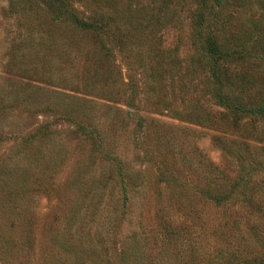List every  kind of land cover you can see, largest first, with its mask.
<instances>
[{"label":"rangeland","instance_id":"obj_1","mask_svg":"<svg viewBox=\"0 0 264 264\" xmlns=\"http://www.w3.org/2000/svg\"><path fill=\"white\" fill-rule=\"evenodd\" d=\"M71 3L79 13L126 14L132 7L142 17L161 5ZM224 5L220 23L229 44L253 46L264 34V0ZM197 7V0H168V23L153 28L151 42L141 35L127 53L55 20L43 0H0V264H212L223 247L260 253L250 232L264 218L200 195L210 183L197 148L234 177L241 144L264 143L263 125L249 133L235 128L206 89L195 64ZM214 113L227 125L226 139L237 142L229 153L197 120ZM114 158L139 177L141 187L127 198ZM257 166L251 185L260 196L264 166ZM163 169L180 187L159 196ZM236 218L246 234H232L230 242L225 228Z\"/></svg>","mask_w":264,"mask_h":264},{"label":"trees","instance_id":"obj_2","mask_svg":"<svg viewBox=\"0 0 264 264\" xmlns=\"http://www.w3.org/2000/svg\"><path fill=\"white\" fill-rule=\"evenodd\" d=\"M43 1L48 3V7H51L55 20L74 27L78 32L90 37L91 40H112L120 52L122 50L128 53L136 47L135 42L143 40L141 35H144V40L151 42L154 38L153 35H155L153 28L162 27L163 24L168 23L165 12L168 0H159L161 1L159 8L153 9L151 13H144L145 17L141 15L142 10L134 11L132 7L126 14L113 9L109 13L93 12L89 14L85 11L79 13L71 6V0ZM229 1L197 0L194 36L198 48L195 64L198 66L200 75L206 80L207 91L210 92L217 104L233 118L235 128L239 126L249 133L256 132L259 124L263 125L260 139V144H262V142L264 143V34L248 49L239 50L236 48V44H229L224 35L225 23H223V27L220 23L223 18L224 4L229 3ZM136 11L139 12L135 14ZM113 24H116L114 29H112ZM197 120L206 122L203 127L215 131L211 140L222 144L220 149L223 153H229L230 145L237 143L234 139L231 141L226 139L228 128L224 122L220 123L218 113L203 114L197 117ZM241 145L244 146V154L240 153L236 157L241 170L234 177L225 175V167L214 163L205 154L199 153L198 148L195 150L202 158L205 167L203 171L210 183V190L201 191L200 195L220 208L232 207L235 211H239L241 206H245L253 215L249 219L256 218L258 221L259 217L264 218V193L259 196V191L251 185V182L257 176L259 177L257 165L264 166V149L258 148L261 150V155H257V145L250 146L248 143ZM166 149L171 151L168 145ZM144 156L146 163L151 164L150 152L146 151ZM113 160L116 164L113 165V168L116 171V177H118L121 193L124 198H127L130 188L138 190L141 187L138 174L130 172L129 166L123 164L121 159L114 158ZM146 174L145 172V177ZM157 177L159 196H162L165 189L169 187L174 185L176 188L180 187L177 184L179 180L175 179L168 169H163ZM146 186H149L147 181ZM181 193L182 191L178 194ZM197 193L198 191H195L196 195ZM238 213H233V216H238ZM241 218L244 219V217ZM238 219H235V226L231 227L230 230L225 228L228 231L227 236L230 242H233L231 240L232 234L241 236L246 234L243 229L246 223L243 222L241 227H238L236 224ZM261 224L264 225V221L258 223L257 226ZM257 226L251 230L250 235L259 244L261 249L259 254L251 253L242 247L239 249L223 247L219 248L220 250L214 255L216 263L212 264H264V237L261 235L264 231L260 229L258 231ZM127 256L128 253H122L121 259L126 261Z\"/></svg>","mask_w":264,"mask_h":264}]
</instances>
